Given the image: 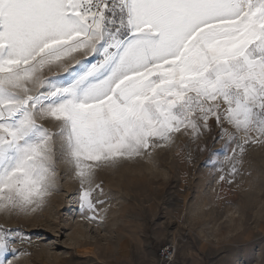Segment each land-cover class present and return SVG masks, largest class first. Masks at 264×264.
<instances>
[{"label":"snow or ice","instance_id":"6c2138e0","mask_svg":"<svg viewBox=\"0 0 264 264\" xmlns=\"http://www.w3.org/2000/svg\"><path fill=\"white\" fill-rule=\"evenodd\" d=\"M181 135L239 208L264 148V0H0V214L39 219L71 178L75 214L103 225V177L163 170L155 154ZM168 207L188 222L191 204ZM54 242L0 224V264H40Z\"/></svg>","mask_w":264,"mask_h":264},{"label":"rangeland","instance_id":"374dc122","mask_svg":"<svg viewBox=\"0 0 264 264\" xmlns=\"http://www.w3.org/2000/svg\"><path fill=\"white\" fill-rule=\"evenodd\" d=\"M203 142L211 144L209 137ZM181 145L193 152V162L181 159ZM195 148L181 135L175 146L155 154L163 170L127 165L114 177L104 176L105 189L115 194V200L103 225L75 214L78 183L71 178L39 219L0 214V224L55 241V251L40 264H166L160 252L167 245L175 247L173 261L178 257L181 264H264V148L249 153L250 165L245 167L253 172V190L233 193L240 205L237 209L216 201L219 174L202 170L208 153L197 156ZM64 168L61 165V173ZM173 201L185 211L191 204L187 223L173 218L177 210L168 207ZM162 212L167 214L166 224L158 223Z\"/></svg>","mask_w":264,"mask_h":264},{"label":"built area","instance_id":"2783aa9c","mask_svg":"<svg viewBox=\"0 0 264 264\" xmlns=\"http://www.w3.org/2000/svg\"><path fill=\"white\" fill-rule=\"evenodd\" d=\"M167 250V251H166ZM168 252H173V255L171 257L168 256ZM175 253H176V249L174 246L172 245H167L165 247L162 248L161 252H160V259L166 263V264H170V261H173L174 257H175Z\"/></svg>","mask_w":264,"mask_h":264}]
</instances>
